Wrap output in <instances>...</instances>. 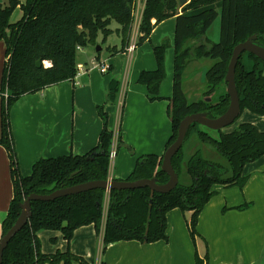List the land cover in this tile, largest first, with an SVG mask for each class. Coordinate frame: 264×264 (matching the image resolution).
Returning a JSON list of instances; mask_svg holds the SVG:
<instances>
[{
	"label": "trees",
	"instance_id": "obj_1",
	"mask_svg": "<svg viewBox=\"0 0 264 264\" xmlns=\"http://www.w3.org/2000/svg\"><path fill=\"white\" fill-rule=\"evenodd\" d=\"M135 3L136 0H3L0 3V40L5 43L7 56L0 80V145L7 152L13 187L1 236L17 219L20 204L29 194H47L61 187L108 178L113 134L108 128V113L103 105L97 106L102 130L93 149L82 155L40 157L26 176L19 170L9 112L23 95L73 81L77 72L78 47H95L100 35L103 44L107 36L115 32L120 37V45L106 49L111 55L124 51L130 39ZM18 5L22 16L16 22H10ZM218 12L220 37L218 42H211L206 32ZM170 17L175 18L174 62L172 93L166 107L171 134L165 149L176 139L179 122L184 116L206 112L208 117L215 118L228 107L224 77L233 48L251 35H256L255 43L264 47V0H187L182 6L179 0H145L136 45L149 41L154 27ZM112 22L117 23L115 30L110 27ZM168 46L167 39L152 46L156 68L142 70L136 80L146 87L150 101L162 98L159 89L165 77L164 55ZM100 52L101 49L96 50L95 54L98 56ZM244 56L253 64L251 69L244 66ZM203 58L213 60L205 72L206 89L202 98L190 102L182 86L183 72L191 60ZM38 59L41 60L40 67L36 65ZM235 86L240 113L247 109L264 116V61L249 52H242L235 68ZM118 90L119 82L112 80L106 103L115 102ZM196 126L200 125H190L183 144ZM196 134L200 142L211 145L226 160V165L204 158L200 149L186 157L182 144L171 164L179 179L186 174L190 182L179 181L168 193H157L148 187L110 190L105 214L103 203L107 191L101 188L52 201H31L32 215L4 248L0 264H93L68 249L54 254L42 253L37 233L40 230L60 231L69 242L81 226L93 224L99 232L104 218L103 252L108 244L120 240L143 243L166 240L165 215L173 208L182 213L190 212L187 223L195 241L198 215L214 194L212 186H242L244 166L264 157V132L252 123H240L229 132L218 130L217 138L201 129H197ZM122 144L119 135L117 146ZM161 160L162 155L154 153L137 157L125 180L156 177L158 183H165L168 175L160 168ZM195 264H204V261L196 256Z\"/></svg>",
	"mask_w": 264,
	"mask_h": 264
},
{
	"label": "crops",
	"instance_id": "obj_2",
	"mask_svg": "<svg viewBox=\"0 0 264 264\" xmlns=\"http://www.w3.org/2000/svg\"><path fill=\"white\" fill-rule=\"evenodd\" d=\"M144 2L138 0V16L142 14ZM138 25L139 19L132 23L130 40L136 41ZM174 25L175 18L170 17L154 27L150 40L146 41L151 44V51L153 45H159L164 39H173ZM116 36L111 43L104 45V56L95 54L96 46L80 49L78 65L82 66L83 71L73 81H64L23 95L11 107L10 127L19 170L23 176L31 173L33 163L40 157L70 153L82 155L93 149L102 130V120L97 113V106L100 105L104 106L109 116L113 134L111 148L117 147L119 132L116 118L117 123L119 117L121 121L122 113L123 136L128 144L118 147L115 154V157L118 156L117 165L112 169L111 164L108 178L125 180L133 170L137 157L151 153L161 156L164 153L171 134V122L165 115L167 98L171 96V81L161 89L162 101H148L146 87L137 84L136 80L142 70L156 68L155 57L153 59L150 52H145L143 55L146 59H142L141 54V61L138 62L139 51L141 47L147 48L146 42L141 47L137 45L131 53L124 50L111 55L106 47L120 45V37ZM100 49L102 51V47ZM6 59L5 43L0 40V80ZM196 60L201 59L191 61ZM92 61L111 68L107 73H101L98 67L92 66ZM203 64L197 62V67ZM166 65L170 71L171 63ZM109 72L112 76L107 75ZM112 80H120L119 90L115 102L106 103L108 86ZM255 115L249 114V119L240 123H252L264 132V116ZM192 139L193 136L188 137L183 144L186 157L200 149L189 145ZM242 175L245 177L242 186H212L214 194L198 215V236L195 241L190 236L187 223L190 212L182 213L178 208H173L165 215L166 240L149 243L120 240L108 244L102 252L103 218L99 232L93 224L84 225L74 231L69 242L60 231L40 230L37 235L41 252L54 254L68 249L93 264H195L196 256L204 264H256L264 254V157L247 163ZM12 196L9 159L6 150L0 145V238L2 222ZM103 205L107 207L108 195H105ZM242 205L246 206L238 208Z\"/></svg>",
	"mask_w": 264,
	"mask_h": 264
},
{
	"label": "water",
	"instance_id": "obj_3",
	"mask_svg": "<svg viewBox=\"0 0 264 264\" xmlns=\"http://www.w3.org/2000/svg\"><path fill=\"white\" fill-rule=\"evenodd\" d=\"M2 1L3 0H0V3H2ZM186 1L187 0H179V5L182 6ZM255 39L256 35H251L245 41L238 43L232 50V54L227 65V71L224 77L226 82V92L229 96V104L226 110L215 118L208 117L206 112L188 114L184 116L179 122L176 139L165 149L164 153L162 154L160 168L168 175V180L165 183H158V179L156 177L141 178L133 181L107 178L104 180H91L68 187H61L47 194L31 193L20 204L21 211L13 225L0 238V263L2 261L4 248L7 246L10 239L22 229V227L32 215L31 201H52L58 197L76 194L95 188H101L105 191H110L148 187L150 190L157 193H168L174 189L179 182V177L172 167L171 159L181 148L190 125L197 123L206 127L207 129L218 131L223 127L233 123L238 117L240 113V104L239 96L235 86V68L237 60L240 54L246 51L264 61V47L256 44ZM100 48V46H96L97 51L100 50ZM36 65L38 67L41 66L40 59L36 61ZM96 153L97 152H95V154Z\"/></svg>",
	"mask_w": 264,
	"mask_h": 264
},
{
	"label": "rangeland",
	"instance_id": "obj_4",
	"mask_svg": "<svg viewBox=\"0 0 264 264\" xmlns=\"http://www.w3.org/2000/svg\"><path fill=\"white\" fill-rule=\"evenodd\" d=\"M20 1L24 2L25 0H20ZM19 17H20V6L18 5L13 10V12L11 14V17H10V20H11V22H14ZM135 21H136V18H134V22ZM134 22H133V24H134ZM116 26H117L116 22H112L111 25H110L111 28H115ZM206 36L210 39L211 42H218L219 37H220V13L219 12H218V15L215 18V20L212 22V24L208 28V30L206 32ZM116 37L117 36H116L115 32H112L111 34H109L107 36L106 41L103 44H101V38H102L101 35L97 38V45L102 47V51L100 52V54L102 56H104L105 52H106L104 45L111 43V40H113ZM173 39H174V36H173ZM173 39L172 40L171 39H167L169 41V46L165 50V55H164L165 56V59H164L165 77H164V79H163V81H162V83L160 85L159 95H160L162 87L163 86L165 87L166 83L168 84V82H170V81H171V93H172L171 74L173 75L172 68H173V62H174V57H173L174 56ZM142 45L143 44L138 45V47H141ZM146 45H147L146 49L141 47V49L139 51L140 54H139L138 62L141 61V59H140V55L141 54H142L141 58L144 59V60L146 59V57L143 55V54H146L145 52H147V53L150 52L152 58L154 59L153 53L151 51V44L146 42ZM2 50H3V48H2ZM168 54H169V59H168ZM3 56H4V54H2V57ZM80 56H81V54H80V50H79L78 51V55H77V65L79 64ZM196 61L200 62V63H204V64L201 67H197V62L190 61L189 64L184 69L183 78H182L183 90H184V93H185L188 101H190V102L202 98L203 91L206 89V84L204 82L205 81V72H206L207 68H209V66L213 63V60L212 59H208V58H203L201 60H196ZM166 63H171V70L170 71H169V69H167ZM243 63H244V66L247 69H251L252 66H253V64L251 63L250 59L247 56L243 57ZM44 64L47 65V63H44ZM198 66H200V65H198ZM130 69H131V65H130ZM110 74L112 76V73H110V72L107 75H110ZM136 83L140 84L138 82H136ZM140 85H142V84H140ZM146 91H147V89H146ZM147 99H148V96H147ZM148 101H150V100L148 99ZM153 101H162V99L153 100ZM153 101H150V102H153ZM249 114L255 115L254 113L250 112L249 110L244 109L238 115V117L234 120V122L231 123L228 126L223 127L222 131L227 132V131H230V130L234 129L238 125V123H240L242 120H248L249 119ZM165 115H166V119L170 120L166 112H165ZM117 121H118V119L116 118V125L118 126L117 130L119 132L118 135H120V140H121V142H123V144L124 143L127 144L124 141V136H123V125H122V123H124V115H123V113L121 115V121H120V117H119L120 124H119V122L117 123ZM108 128L110 129L109 116H108ZM197 129H201V130L209 133L210 135H215V137H216V135H218V133L216 131H214V130H209L206 127L201 126V125L200 126H196L192 130V132H191V134L189 136V137L193 136V139L191 140V143L189 145L194 146L192 148H196V149L199 147L200 150H201L202 156L204 158L208 159L209 161L226 165V160L222 156H220L218 154V152L211 145L205 144V143H202V142L199 141V139L197 138V136L194 133V132L197 131ZM118 147H120V146L116 147V149H115L116 152L118 150ZM117 159H118V156L117 157L114 156V158L112 160V167H113L112 169H114L116 167ZM109 167H110V163H109ZM179 181L184 183V184H186V183L190 182V178H189L188 175H185V176L182 175L180 177ZM106 195H108V191L106 192ZM103 207H104V211H106L107 207H105L104 205H103ZM256 264H264V254H263L262 258L260 259V261L257 262Z\"/></svg>",
	"mask_w": 264,
	"mask_h": 264
},
{
	"label": "built area",
	"instance_id": "obj_5",
	"mask_svg": "<svg viewBox=\"0 0 264 264\" xmlns=\"http://www.w3.org/2000/svg\"><path fill=\"white\" fill-rule=\"evenodd\" d=\"M133 15H134V18H136L137 21H138V19L140 21L141 14H140V16H138V0H136L135 9H134ZM136 46H137L136 45V41L135 40H132V39L131 40L129 39V43L126 46L125 51H127L128 53H131L135 49ZM80 49L81 48L78 47V50H80ZM47 65H48V63H47ZM92 66L98 67L101 73H107V71L109 69V67L107 65H105L103 63H97L96 61H92ZM82 71H83L82 66L81 65H77V72H76L75 77L78 76ZM115 154H116L115 149L114 148H111V150L109 152V156H108L109 157L110 166L112 164V160H113Z\"/></svg>",
	"mask_w": 264,
	"mask_h": 264
}]
</instances>
